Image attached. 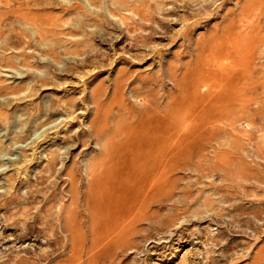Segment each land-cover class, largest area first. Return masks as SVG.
<instances>
[{
	"label": "rangeland",
	"instance_id": "1",
	"mask_svg": "<svg viewBox=\"0 0 264 264\" xmlns=\"http://www.w3.org/2000/svg\"><path fill=\"white\" fill-rule=\"evenodd\" d=\"M18 255L264 264V0H0V264Z\"/></svg>",
	"mask_w": 264,
	"mask_h": 264
},
{
	"label": "bare ground",
	"instance_id": "2",
	"mask_svg": "<svg viewBox=\"0 0 264 264\" xmlns=\"http://www.w3.org/2000/svg\"><path fill=\"white\" fill-rule=\"evenodd\" d=\"M144 129H145V128H144ZM145 132H146V131H145ZM111 139H112V138H111ZM144 142H145V141H144ZM144 142H143V143H144ZM131 143H132V142H131ZM147 143H148V142H147ZM131 146L133 147V145H131ZM105 147H106V146H105ZM132 147H131V148H132ZM141 147H142V146H141ZM103 148H104V147H103ZM121 149H122V147H121ZM135 149H136V148H135ZM135 149H134V150H135ZM151 149H152V148H151ZM153 149H154V148H153ZM168 149H169V148H168ZM111 150H112V149H111ZM132 150H133V149H131V151H132ZM134 150H133V151H134ZM142 150H143V148H142ZM109 151H110V150H109ZM137 151H138V149H137ZM118 152H119V151H118ZM134 152H136V151H134ZM139 152H140V151H139ZM141 152H142V151H141ZM143 152H144V150H143ZM119 153H120V152H119ZM129 153H130V152H129ZM152 153H153V151H152ZM104 154H105V152H104ZM104 154H103V156H104ZM133 154H134V153H133ZM136 154H137V152H136ZM136 154H135V155H136ZM139 154H140V153H139ZM100 155H101V154H100ZM119 155H120V154H119ZM137 155H138V154H137ZM140 155H141V154H140ZM149 155H150V154H149ZM166 155H167V154H166ZM117 156H118V155H117ZM140 157H141V156H140ZM105 158H106V157H105ZM107 158H108V157H107ZM115 158H116V156H115ZM136 158H137V157H136ZM117 159H118V158H117ZM140 159H142V158H140ZM145 159H146V158H145ZM114 160H115V159H114ZM126 160L128 161V159H126ZM138 160H139V159H138ZM138 160H137V162H138ZM143 160H144V159H143ZM168 160H169V159H168ZM97 161H98V160H97ZM117 161H118V160H117ZM134 161H136V160H134ZM139 161H140V160H139ZM141 161H142V160H141ZM141 161H140V162H141ZM121 162H122V160H121ZM166 162H167V161H166ZM96 163H97V162H96ZM131 163H132V162H131ZM156 163H157V162H156ZM164 163H165V160H164ZM116 164H117V166H118V163H116ZM133 164H134V163H133ZM135 164H136V163H135ZM104 165H105V164H104ZM114 165H115V164H114ZM119 165H121V164H119ZM98 166H100V165H94V167H96V169L98 168ZM123 166H124V165H123ZM127 166H128V165H127ZM144 166H145V165H144ZM160 166H161V165H160ZM156 167H157V166H156ZM115 168H116V167H115ZM89 169H90V167H89ZM108 169H109V168H108ZM117 169H118V168H117ZM117 169H116V171H117ZM121 169H122V168H121ZM121 169H120V171H121ZM123 169H124V168H123ZM132 169H133V168H132ZM146 169H147V168H146ZM106 170H107V169H106ZM106 170H105V171H106ZM129 170H130V169H129ZM136 170H137V169H136ZM153 170H154V169H153ZM102 171L104 172V170H102ZM118 171H119V169H118ZM118 171H117V172H118ZM165 171H166L165 168L162 169V172H161V178H163L164 176H166V175H165ZM136 172H137V171H136ZM140 172H141V171H140ZM146 172L149 173V170L146 171ZM98 173H100V170H98ZM106 173H107V171H106ZM111 173H112V171H111ZM152 173H153V172H152ZM103 174H104V173H103ZM121 174H122V173H121ZM137 174H138V173H137ZM158 174H159V173H158ZM166 174H167V173H166ZM106 175H107V174H105V177H106ZM123 175H124V173H123ZM138 175H139V174H138ZM140 175H141V174H140ZM144 175H145V173H144ZM144 175H143V177H144ZM152 176H153V175H152ZM159 176H160V175H159ZM105 177H104V178H105ZM108 177H109V176H107V178H108ZM126 177H128V176H126ZM126 177H124V178H126ZM132 177H133V176H132ZM132 177H131V178H132ZM116 178H119V177H116ZM116 178H115V179H116ZM139 178H140V176H139ZM141 178H142V176H141ZM164 178H165V177H164ZM102 180H103V179H102ZM116 180L119 181L120 179H116ZM121 180H122V179H121ZM128 180H129V179H128ZM136 180H137V179H136ZM136 180H135V181H136ZM138 180H139V179H138ZM155 180H156V178H155ZM158 180H159V179H158ZM167 180H168V179L166 178V181H167ZM130 181H131V180H130ZM147 181H148V180H147ZM147 181H146V183H147ZM100 182H101V181H100ZM162 182H163V181H162ZM162 182H161V184H162ZM115 183H116V181H115ZM117 183H119V182H117ZM121 183H122V182H121ZM129 183H130V182H129ZM138 183H139V182H138ZM138 183H137V184H138ZM165 183H166V182H165ZM165 183H163V184H165ZM100 184H101V183H100ZM107 184H108V183H107ZM137 184H136V185H137ZM147 184H148V183H147ZM151 184H152V183H151ZM154 184H155V183H154ZM163 184H162V185H163ZM97 185H98V184H96V186H97ZM112 185H113V183H111V186H112ZM114 185H115V184H114ZM117 185H118V184H117ZM133 185H134V184H133ZM139 185H141V184H138V186H139ZM149 185H150V184H149ZM156 185H157V184H156ZM156 185H154L153 187H155ZM162 185H161V186H162ZM109 186H110V185H109ZM111 186H110V188H113V186H112V187H111ZM119 186H120V184H119ZM124 186H126V185H124ZM138 186H137V187H138ZM98 187H99V186H98ZM127 187H128V185H127ZM130 187H131V186H130ZM142 187H143V186H142ZM142 187H141V188H142ZM164 187H165V186H164ZM115 188H116V187H115ZM148 188H149V187H148ZM98 189H99V188H98ZM101 189H102V188H101ZM119 189H120V188H118L117 191H119ZM124 189H126V188H124ZM130 189L133 190V188H129V189H128L129 192H131ZM138 189H139V188H138ZM162 189L164 190L163 187H162ZM114 190H115V189H114ZM120 190H122V188H121ZM94 191H95V190H94ZM123 191H126V193H127V190H123ZM138 191H139V190H138ZM149 191H150V190H149ZM88 193H89V192H88ZM111 193H113V192L110 191V194H111ZM114 193H115V191H114ZM114 193H113V194H114ZM117 193H118V192H117ZM134 193H135V192H134ZM153 193H154V192H153ZM153 193L151 192V194H153ZM130 194H131V193H130ZM89 195H90V194H89ZM106 195H107V194H106ZM160 195H161V194H160ZM104 196H105V195H103V197H104ZM90 197H93V196L91 195ZM156 197H157V195H156ZM150 198H151V197H149V200H150ZM87 199H88V198H87ZM90 199H91V198H90ZM127 200H128V199H127ZM130 200H134V197H133V199L131 198ZM151 201H152V200H151ZM151 201H150V202H151ZM134 202H135V201H132L133 204H134ZM146 202H148L147 204H149V201H146ZM146 202H145V203H146ZM152 202H153V201H152ZM88 204H89V203H88ZM90 204H91V203H90ZM129 204H130V203H129ZM127 205H128V204H127ZM141 205H143V203H142ZM128 206H131V204L128 205ZM147 206H148V205H147ZM144 207H145V206H144ZM138 208H139V207H138ZM130 222H133V221L131 220V221H129V223H130ZM129 225H130V224H129ZM65 230H66V229H65ZM131 231H132V230H131ZM66 233H67V231H66ZM132 233H133V232H132ZM69 234H71V233H69ZM68 236H69V235H68ZM71 236H73V234H72ZM71 236H70V237H71ZM75 237H76V236H75ZM71 241H72V240H71ZM123 242H124V241H123ZM130 243H131V241H130ZM76 245H77V244H76ZM76 245H75V246H76ZM126 247H127V246H126ZM72 248H73V247H72ZM73 249H74V248H73ZM70 252H71V250H70ZM73 252H75V251H73ZM79 253H80V252H78V254H79ZM80 254H81V253H80ZM80 254H79V255H80ZM22 255H23V254H22ZM72 255H74V254H72ZM18 256H19V255H18ZM62 256H63V255H62ZM62 256H61V257H62ZM65 256H66V255H65ZM75 256H76V255H75ZM75 256H74V257H75ZM77 256H78V255H77ZM74 257H73V258H74ZM34 258H36V257H34ZM37 258H38V257H37ZM67 258H68V256H66V259H67ZM79 258H80V257H79ZM62 259H63V258H62ZM77 259H78V258H77ZM86 259H87V258H86ZM35 260H36V259H35ZM72 260H74V259H72ZM51 261H52V260H51ZM68 261H69V260H68ZM10 262H11V264H37L36 261H34L33 258H28V256H27V257L19 256L18 258H15V257H14V258L11 259ZM49 262H50V261H49ZM72 262H73V261H72ZM77 262H78V261H77ZM85 262H86V261H85ZM38 263H39V261H38ZM47 263H48V261H47ZM51 263H52V262H51ZM70 263H71V261H70ZM75 263H76V259H75ZM75 263H74V264H75ZM83 263H84V261H83ZM39 264H40V263H39ZM76 264H78V263H76ZM85 264H86V263H85Z\"/></svg>",
	"mask_w": 264,
	"mask_h": 264
}]
</instances>
